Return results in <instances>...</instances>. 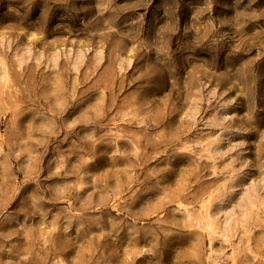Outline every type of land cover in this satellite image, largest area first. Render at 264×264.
<instances>
[{
    "label": "rangeland",
    "instance_id": "1",
    "mask_svg": "<svg viewBox=\"0 0 264 264\" xmlns=\"http://www.w3.org/2000/svg\"><path fill=\"white\" fill-rule=\"evenodd\" d=\"M249 2L0 0V264H264L261 40L213 58L184 31ZM141 16L140 40L176 21L170 66Z\"/></svg>",
    "mask_w": 264,
    "mask_h": 264
},
{
    "label": "clouds",
    "instance_id": "2",
    "mask_svg": "<svg viewBox=\"0 0 264 264\" xmlns=\"http://www.w3.org/2000/svg\"><path fill=\"white\" fill-rule=\"evenodd\" d=\"M45 5L49 3V0H43ZM150 2V0H149ZM211 0H209V3ZM241 2V0H238V3ZM256 0H250L249 5L246 6L245 10L238 11L236 16L233 19H224L221 22V27H227L229 29H234V31H217L214 36H212L211 39H209V36L212 35L213 29V22L211 20H208L207 22H201L199 24L193 25V26H186L185 27V34L193 30V27L197 32H203V35L201 36L200 41L197 43L196 47H200L201 44H203V41H208L206 45H204L201 48V52L216 58L220 55L222 51H226L229 47H231V52H229V55H231L234 52H239L241 50V45L246 41L253 38L260 39V48L264 49V25L256 24L253 29V37H249L247 33L243 32V29L247 27V25L250 22L256 21L264 17V11H257L255 9H251V4L255 3ZM33 3V0H21L20 3V10L17 11V15H21L22 10L25 6L30 5ZM112 3V0H108V6H110ZM108 6L101 8V15L104 11L108 10ZM178 6V5H177ZM87 7V6H86ZM223 7L228 8V4H224ZM31 9L29 8L28 11ZM86 10V8H85ZM112 11H116V9H112ZM168 13H166L167 15ZM117 17H113L110 20H106L105 24L108 26V31L115 32L116 28L112 26L114 20ZM195 20H198L199 17L194 18ZM234 21V22H233ZM176 21L174 18H170L169 21H166L164 25L160 24V18L154 17L153 18V25L158 26L156 27L155 35H145L142 40L139 39V30L143 29L144 26V17L141 16L138 20H131L129 24H126L125 27H128L129 25H136L138 26L137 35L134 37L135 39L139 40V43L142 45V47L146 51H151L155 49L157 55V61L159 64L164 66H170L173 61V53L170 47V41L172 39V35H174L176 32H178V29L175 26ZM59 27V25H58ZM179 47L177 51L181 52V55L185 56V58H191L193 55H195V50L192 45L182 42V38L177 41ZM234 44V46H233ZM261 54H264L262 52ZM244 93L247 94V92L250 89V85L247 80H244L241 77ZM228 103H231L229 101ZM227 105H225L226 107ZM233 117L230 116H224L223 122L228 123ZM239 131V129H237ZM63 165H61L60 168L57 169L56 173L54 175L59 174V172L62 170ZM73 186H68L67 188H57L56 191L58 194L63 195L64 192L68 191V188H72ZM33 207L35 204L32 205ZM72 222L71 220L68 221L67 227L64 229L65 232L71 229ZM84 227V224L82 223L80 225V229ZM78 229V231L80 230ZM3 248L0 246V251H2ZM150 251V250H149ZM23 259V257H22ZM7 264H12L11 261H8Z\"/></svg>",
    "mask_w": 264,
    "mask_h": 264
}]
</instances>
